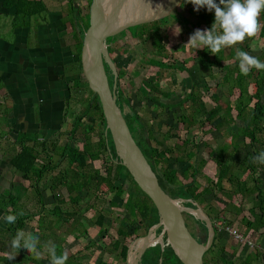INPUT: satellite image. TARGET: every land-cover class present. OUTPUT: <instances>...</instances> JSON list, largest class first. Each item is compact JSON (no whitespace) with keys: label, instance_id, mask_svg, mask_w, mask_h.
Masks as SVG:
<instances>
[{"label":"rangeland","instance_id":"obj_1","mask_svg":"<svg viewBox=\"0 0 264 264\" xmlns=\"http://www.w3.org/2000/svg\"><path fill=\"white\" fill-rule=\"evenodd\" d=\"M43 1V0H42ZM49 8L52 7L51 3L47 0L43 1ZM80 4V1L78 2ZM154 10H157L155 18L152 22L158 21L157 32L160 33L159 39L164 42L168 56L171 60H176L177 65L184 61V67L186 71H180L178 69H168L160 70L159 74L156 75L157 68H153L146 63L148 57L155 58V47L152 45V41L157 38V35L152 34L149 40L142 38H132L134 29L137 27H144L146 24H142L136 27H131L126 31H123L114 38V43L111 44L113 52L111 57L115 63L117 71H123L122 76L119 78V87L123 95L130 101V109L135 112L139 117L140 121L144 126L146 134L148 133L150 137L154 138L156 141L162 142L164 147L171 148L173 156H176L178 152L183 150L185 147L182 146V141L184 138L195 139L198 143V148L196 152L188 150V158L185 162L176 163L172 158L168 165L169 175H174L175 177L182 176V173L188 168L187 179L184 183H188L194 180V195H202L201 198H197L201 208L207 212L217 227L215 234L216 243L223 244L229 250L228 252H223V258L231 261L232 264H240L241 258L244 255L246 248L250 251H255V248L250 249L245 246V241L240 242V239L234 237L230 232H223L222 226L219 223L220 220H232L233 224L231 230L234 233L240 234V236L246 235L245 228L242 226L240 221L233 215L231 207V202L233 206H238L242 203V198L238 195L232 197L230 200L227 198L228 194V184L226 179L222 180L221 183H217L215 178V158L216 153L214 151L218 150L225 143L229 144L230 140L238 142V138H242V134L247 123L242 121V119L234 118L236 112L232 111L231 115L234 117V122H230V118L226 115V110L221 111L218 116L211 122L207 123L206 118L208 117L207 112L213 109L216 105L215 99H220L231 106L235 104V97L237 95V89L231 94V87L225 84L223 77L225 72L221 71L218 67H211L210 69H204L207 57L195 56L194 50L185 48L184 45L187 44L190 35L194 33L195 30H208L210 26L208 24H202V16L206 8L200 9L198 12L194 10V6L190 3H185V0H166L164 4H152ZM178 14L179 19L182 21L181 24L177 23L175 16ZM45 16V15H44ZM5 16H0V24L4 25L1 27L0 31H5L7 24ZM150 22V23H152ZM149 24V23H147ZM68 34H66V43L69 45L73 42V38L70 35V30L67 28ZM131 34V35H130ZM253 52L250 55H259L258 50L264 47V40H258L252 44ZM230 49V48H229ZM229 49H225L218 56L222 55V65L234 67L233 60H227L224 58L228 53ZM70 67V68H69ZM71 66L67 67V70H71ZM156 75V76H155ZM154 78L156 81V86L159 87L164 93H172L169 98H162L160 95L159 99L163 102L176 103L181 101L187 96L190 91L196 92L200 95L202 101L204 102L205 111L200 115L205 124L203 129H191V133L185 134L182 130L180 123H175L174 117L179 115V108L172 107L164 108L157 107L151 104L138 90L140 82L142 80H150ZM251 89V87H249ZM75 98L78 101L67 103V111L65 114L64 130L66 131L71 128L72 121L79 115L80 111L86 105L88 91L82 89L74 93ZM231 102V103H230ZM126 108V112L130 111ZM233 137V139H231ZM238 137V138H237ZM68 140L65 137L64 141ZM237 138V139H236ZM57 141V140H55ZM63 141V142H64ZM208 142L209 147L205 145L204 142ZM49 142V141H48ZM153 145L154 142L151 141ZM50 143H48L49 145ZM234 145V144H232ZM74 146L81 149V142L75 141ZM157 146V145H156ZM40 149V144H38V149ZM232 151L229 150V156L234 154L232 157L233 162L239 163L244 158L247 150L238 146ZM212 150V155L209 154ZM258 152L264 151V144H261L256 149ZM187 152V153H188ZM42 153V152H41ZM194 154V155H193ZM44 156H39L38 166L41 167L44 161ZM53 163L58 161V157L54 154L52 156ZM103 160V161H102ZM108 161L106 156L101 157L99 161L94 163L96 168L102 167V162ZM67 159H65L59 168V171L63 168H67ZM235 164L231 168V174L233 177L243 179L246 177L244 171H242L241 166ZM197 172L194 176L191 175L193 170ZM59 171L45 172L43 177L37 183L40 194L37 195L35 190L31 186L30 197H31V213H25L21 217H28L26 221V227L23 229L26 233H32L33 235L39 237V245L42 256L40 260L47 261L49 263V255L47 253L45 244L51 242L56 245L57 254H61L62 248L68 250L74 257L75 260L80 264H98L100 261L113 264H123L118 258L116 253L112 251V244L117 239L120 238L117 234V229L122 227L126 231L132 232L129 237L125 238V242L130 244V254L131 257L134 251L138 247L139 240L145 235L146 229L141 227L140 221L142 217L136 213L135 217L129 215V212L125 209L123 204L129 202V198L126 194L122 196V200L113 197V192L107 191L106 187L101 186L98 191H81L79 193L81 201L78 203V208H74L72 202L69 200V192L66 185L59 186L53 190H50L52 185L57 184L59 181L60 173ZM262 172L258 170L256 177H262ZM55 177V178H54ZM216 183V184H214ZM252 185V182L250 183ZM208 187L210 191L203 194L204 189ZM14 194L21 195L20 187H15L13 190ZM53 195H56L58 200L63 199V204L60 206L66 217L59 219V222L53 221V208L58 202L53 201ZM255 193L243 202V210L246 211L254 201ZM111 199V201H110ZM111 202L117 203L118 207L111 206ZM123 203V204H122ZM17 209L20 207L18 214L22 212L21 206L17 204ZM75 209H79L78 213H74ZM104 217L102 221V227L97 226L96 220L98 216ZM250 219L249 214H245ZM20 216V215H19ZM188 217V216H186ZM214 217H217L216 222ZM188 222L194 227L193 220L188 217ZM146 226H150L146 220H142ZM50 226L53 228L52 233L49 232L48 228ZM55 226V227H54ZM224 226V225H223ZM48 227V228H47ZM194 230V228H193ZM251 232V231H250ZM246 236V240H251L254 234L250 233ZM229 233V234H228ZM264 235V232H263ZM252 243H254L252 241ZM240 244H244L239 246ZM256 244V243H255ZM241 247V248H240ZM252 247V246H251ZM87 249V250H86ZM232 250L235 252L232 254ZM245 251V252H246ZM257 251L253 252L256 254ZM22 263L33 264L31 260L24 259L20 253H18ZM215 258H211V255H205V261L208 264H223L218 258L217 254L213 255ZM28 258V256H27Z\"/></svg>","mask_w":264,"mask_h":264},{"label":"trees","instance_id":"obj_2","mask_svg":"<svg viewBox=\"0 0 264 264\" xmlns=\"http://www.w3.org/2000/svg\"><path fill=\"white\" fill-rule=\"evenodd\" d=\"M11 5L8 8L13 7L17 11V14L20 15H27L33 16L40 13L42 5L38 2H33L31 0H8ZM218 3L219 0H216ZM214 11L208 12L205 9L204 14L202 16V24H208L210 26L214 22ZM178 14L175 16V20L177 23L181 24V20L179 19ZM259 22L261 25H264V15L259 17ZM158 21H154L152 23L144 25V27L140 28L137 27L134 29L132 34V38H142L144 37L145 40H149L152 34H156L157 38L152 41V45L155 47V58L148 57L145 61L148 65L153 68H157L156 75L159 74L160 70H168V69H178L180 71H186V67L182 62V65L178 64L176 60H171L168 56L166 46L164 42L160 41L159 35L160 33L157 32V25ZM131 35V34H130ZM258 40H264V27L258 32L257 36L251 39L246 40V42L239 45V50H243L248 52L249 54L253 52L252 44L253 42H257ZM114 38H109L106 40L107 51L111 57L113 48L111 44L114 43ZM238 49L233 47L229 49V53L224 57L227 60H233L234 67L231 68L227 65H222L223 56H214L211 55L207 50H197L195 56H203L207 57L206 64L203 66L204 69H210L211 67H218L221 71L225 72L223 81L225 84H228L231 87V94L237 89V95L232 96L235 97V104L231 106L228 103L220 99H215L216 105L213 109H210L207 114L208 117L206 118L207 123H211L218 114L226 110V115L229 116L230 122H234V118H240L242 121L247 123L245 126L242 138H238V142L230 140L229 144L225 143L222 147L218 150L214 151L216 153L215 158V178L217 179V183H221L222 180L226 179V183L228 184V194L227 198L230 200L232 197L236 195L243 196H251L255 193L253 204L246 209L244 212L242 210L243 200L242 203L238 206H233L232 201L230 209L233 212V215L240 221L242 226L245 228V233L243 237L247 238L246 236L250 233H257L264 228V178L259 182V178L256 177L258 170L262 172V177H264V165L259 163H253L250 161V157L257 155L259 152L256 150L258 146L264 144V71H256L253 70L248 76H244L240 73L238 67V60L236 59V53ZM195 52V51H194ZM259 55H256L261 61H264V47L258 50ZM77 54V61L71 70H68L67 73L69 75L73 74L74 79L69 81L68 89H69V97L67 99V103L69 102H77L78 99L75 98L74 93L80 91L82 89H86L88 91L86 105L80 111L79 115H77L74 120L72 121L71 130L68 134L67 143L59 148V146L54 145L55 147L52 149L53 154H58V161L53 163L52 156L51 159L48 160L46 163H43L41 167L38 166V158L39 154L43 152L44 149L47 148L46 141H42L40 144V149L31 145V148L22 147V143H20V149L17 155L12 159V166L23 173L25 176L31 177H22L23 180L26 182L28 181L30 188L36 191L37 195L40 194L38 185L40 179L43 177V173L45 172H54L59 171L57 168L60 167L62 162L67 159V168H63L59 171L60 178L55 185H52L50 190H53L59 186L67 184V190L69 192V200L72 202L74 208H78V203L81 201V197L79 193L81 191H98L100 190L101 186H105L107 191L113 192V197L122 200V196L126 194L128 196V203H122L125 209L129 212V215L132 217L136 216V213L142 217V220H146L148 216L151 217L149 221V225L153 226L158 222V215L157 211L152 204V202L141 192L138 188L136 183L133 181L132 177L130 176L129 172L125 167L120 164L118 160L113 141L110 135V132L106 130V122L103 117L101 105L97 99V96L88 89L87 82L84 79L81 71L80 65V52H76ZM112 61L113 58L111 57ZM114 62V61H113ZM115 64V63H114ZM108 82L110 88L113 85V74L110 71L108 65L104 64ZM123 71L118 72L117 83H116V104L119 107L127 126L130 130V133L135 140L137 146L142 151L144 157L148 161L149 165L151 166L152 170L155 172L159 185L170 197L172 198H180L183 200H195L197 198H201L202 195H194L195 192L194 188V180L184 183L188 175V168L182 173V176L175 177L174 175H169L168 165L170 160L173 158L174 162L181 163L187 160L188 150L192 152H196L198 148V143L195 139H188L184 138L182 141V146L185 148L177 153L176 156H173V152L171 148L164 147L162 142L156 141L154 138L150 137L149 134L145 132L144 126L140 121V117L130 109V101L126 98L119 87V78L122 76ZM155 75V76H156ZM251 87V89H249ZM141 94L153 105L157 107H177L179 108V115L174 117L175 123H180L182 130L185 134L191 133V129H203L205 126L203 120L200 115L205 111L204 102L202 101L200 95L196 92L190 91L185 98L181 101H178L174 104L163 103L159 99V95L162 98H169L171 97L172 93H164L159 87L156 86V81L154 78L150 80H142L140 82V86L138 89ZM231 103V102H230ZM126 108L130 109V111L126 112ZM232 111L236 112V116L234 117L231 115ZM234 117V118H233ZM233 118V119H232ZM236 138V139H237ZM233 139V137L231 138ZM79 140L82 144L81 149L74 148L71 144L74 141ZM36 140L31 139V143H34ZM152 142H154L153 145ZM207 147H209L208 142H204ZM234 144V145H232ZM238 146H241L243 149L247 150L244 158L239 163H235L232 160L234 154L229 156V150L232 148V151L236 149ZM188 152V153H187ZM212 155V150L209 152ZM194 155V154H193ZM106 156L108 161L102 162L101 168H96L94 163L99 161L101 157ZM103 161V160H102ZM235 164H239L241 166L242 171L245 172L246 177L244 179H240L237 177H233L231 174V168ZM197 171L194 169L192 174ZM55 178V177H54ZM252 182V185L250 183ZM258 182L260 185H258ZM216 184V183H214ZM21 189V186H20ZM22 190L20 193L21 195L14 194L10 197V202L15 206L17 202L20 201L21 196L23 195ZM210 189L206 187L203 191V194L208 193ZM104 193V192H102ZM105 194V193H104ZM53 201H60V204H56L52 210V216L54 222H59V219L65 218L66 216L62 212L61 205L63 204V199L58 200L56 195H53ZM111 201V199H110ZM111 206L118 207L117 203L111 202ZM184 206L194 208L191 203L186 202ZM74 213H78L79 209H75ZM9 214H14L18 216L17 225H8V230L11 232L12 239L14 238L16 232L18 230H23L26 227V221L29 219L28 217L19 216L18 212L14 210V212H10ZM250 215V219L247 215ZM217 217H214L216 222ZM104 217L99 215L97 220L95 221L97 226L102 227V221ZM142 220L139 224L143 225ZM199 223L201 221H198ZM219 223L222 226V231H232L231 226L233 224L232 220H220ZM215 225V224H214ZM224 225V226H223ZM148 226V227H150ZM55 227V226H54ZM48 228V227H47ZM215 228V226H214ZM52 227L48 228L49 232L52 233ZM216 233L217 227L214 229ZM264 231L259 233L260 235L263 234ZM132 236V232H129ZM126 229L119 227L117 229V234L120 238H117L112 244V251L116 253L118 258L123 262V264L127 260L128 256V245L124 239L129 237V234ZM229 234V233H228ZM242 237V236H241ZM242 237V238H243ZM243 238V241L247 242ZM242 241V242H243ZM241 243V242H239ZM246 245V243H245ZM239 246H244V244H240ZM241 248V247H240ZM24 250V249H23ZM87 250V249H86ZM228 248L225 247V243L218 244L213 242L210 251H214V253L218 255L219 260L223 264H232L231 261L226 260L223 258V252L227 253ZM22 249L20 250V254L22 255ZM67 253L69 262L75 260V257L68 251L62 248V253ZM234 251L232 250V254L234 255ZM24 254V253H23ZM254 254L249 252L244 260H241L240 264H251L252 256ZM149 256V260L153 262V264H158V260L162 257L163 263L162 264H173L178 263L181 264L177 257L174 255L170 246H167L164 251H161L160 246L157 245L156 248L149 249L146 253L145 257ZM262 260L264 263V253L261 255ZM25 259L31 260L33 264H47V261L43 260H34L31 256L22 255ZM205 264H208L204 260ZM98 264H113L107 263L104 261H100ZM116 264V263H115Z\"/></svg>","mask_w":264,"mask_h":264},{"label":"crops","instance_id":"obj_3","mask_svg":"<svg viewBox=\"0 0 264 264\" xmlns=\"http://www.w3.org/2000/svg\"><path fill=\"white\" fill-rule=\"evenodd\" d=\"M9 5L8 0H0V16L7 17L4 23L7 28L0 31V217L19 211L20 207L17 209L18 206L10 202L9 195L10 192L11 196L14 195V188L20 186L21 191H25L17 204L24 208L22 212L31 213V188L22 178L31 176L23 175L12 166L20 143L22 147L34 145L38 149V144L46 141L47 148L39 154L45 157V163L54 155V145L61 148L67 143V138L66 141L64 139L69 137L71 128L66 131L63 125L66 124L68 84L74 75H69L66 70L77 61L76 53L66 48L64 18L52 16L49 19L38 15L32 20L31 15L17 14L15 8H8ZM31 139L36 141L31 143ZM74 144L75 141L71 145L80 150ZM263 178H259L260 183ZM248 198L246 196L243 202ZM262 231L264 228L255 234L253 232L250 238L254 243L246 242L250 249L257 251L251 264H264L261 256L264 253V235L259 234ZM11 240L8 225L0 219V264H25L24 261L20 263L22 258L19 254L11 261L6 258L5 253L11 250ZM245 251L242 260L249 252H255ZM66 264L80 263L67 260Z\"/></svg>","mask_w":264,"mask_h":264},{"label":"water","instance_id":"obj_4","mask_svg":"<svg viewBox=\"0 0 264 264\" xmlns=\"http://www.w3.org/2000/svg\"><path fill=\"white\" fill-rule=\"evenodd\" d=\"M125 0H92L88 12L89 26L84 33L80 50V65L88 89L97 96L101 105L106 130L110 132L115 153L120 164L127 169L141 192L152 202L158 223L148 228V233L138 239L134 254L127 257L128 264H138L141 256L151 245L156 228L161 227L166 241L181 264H205V255L211 249L215 228L211 217L201 206L194 203L195 209L181 205L182 199L170 197L160 187L157 176L152 170L142 151L133 139L127 123L116 104V83L118 71L108 51L106 40L115 37L131 27L150 23L157 10L147 18L119 17L118 8ZM166 1V0H165ZM162 2L161 4L165 3ZM113 74V85L110 88L105 66ZM189 214L202 221L208 230L206 242H198L188 232L183 215ZM24 255L35 258L26 250ZM49 264V263H47Z\"/></svg>","mask_w":264,"mask_h":264},{"label":"clouds","instance_id":"obj_5","mask_svg":"<svg viewBox=\"0 0 264 264\" xmlns=\"http://www.w3.org/2000/svg\"><path fill=\"white\" fill-rule=\"evenodd\" d=\"M194 6L195 11L206 8L208 12L214 11V22L208 30L197 29L190 35L185 48L191 50H207L211 55L218 56L219 53L229 48H237L236 59L239 71L248 76L253 70L264 71V61L250 55L248 52L239 50V45L246 40L257 36L264 25L259 22V17L264 15V0H185ZM253 163L264 165V151L250 157ZM24 213L20 212L22 216ZM6 224L15 225L18 216L9 214L0 217ZM39 237L32 233L18 230L10 242V251L5 253L6 258L11 261L21 249L26 250L35 258H40L42 253L38 248ZM50 257L49 264H66L67 253L57 254L56 245L48 242L44 246Z\"/></svg>","mask_w":264,"mask_h":264},{"label":"flooded vegetation","instance_id":"obj_6","mask_svg":"<svg viewBox=\"0 0 264 264\" xmlns=\"http://www.w3.org/2000/svg\"><path fill=\"white\" fill-rule=\"evenodd\" d=\"M31 1L41 3V5H42L40 13H38L34 16H31V19L33 20L34 18H32V17H37L38 15L40 17H43L45 15V17H47L49 19L52 16L60 17L61 19L64 18V20H65L64 25L66 26V28H69L70 35L73 38V42H71V44H69V45H66V48L69 50H72V52H74V53H76L78 51L80 52L84 33L89 26L88 12H89V8H90V4H91L92 0H47L52 5V7H50V8L43 2L44 0L43 1L42 0H31ZM79 1H80V4L78 3ZM68 33L69 32L67 30L66 34H68ZM76 56H77V54H76ZM73 79H71V80H73ZM185 201L191 203V205L194 206L193 209L196 208L194 203L199 204L198 201H195L192 199L191 200H189V199L183 200L182 199V202H181L182 206H184ZM184 207H186V206H184ZM189 208H191V207H189ZM186 216L190 217L193 220L194 230H193L192 226L189 224V222L187 220L188 217H186ZM183 217L185 220V224L188 228V232H190V234L198 242H206V240L208 239V234H207L208 230L206 229L205 224L202 221L199 223L198 221H200V220H198L197 218H195L189 214H184ZM150 219H151V217L148 216L146 221L149 223ZM212 222H213V220H212ZM155 225H153V226H155ZM141 227L146 229V233L144 235V236H146L148 233V230H149L148 228H150L152 226L147 227L146 224L143 223V225H141ZM215 228H216V226H215ZM161 234H162L161 227L156 228V230L154 232V237L152 238V243L146 249V251L143 253V255L141 256L138 264H153V262L149 260V256L145 257L148 250L156 248V246L159 245L161 251H164V249L167 246H169L167 241H166V235L164 234L161 237ZM144 236H142L141 238H143ZM124 241H125V239H124ZM214 242H215V237H214ZM210 250L206 254L211 255V258L212 257L215 258L213 256L215 254L214 251L212 252ZM127 253L130 254V244L128 245ZM162 263H163V258L161 257L158 260V264H162ZM173 264H178V263L174 262Z\"/></svg>","mask_w":264,"mask_h":264},{"label":"bare ground","instance_id":"obj_7","mask_svg":"<svg viewBox=\"0 0 264 264\" xmlns=\"http://www.w3.org/2000/svg\"><path fill=\"white\" fill-rule=\"evenodd\" d=\"M165 0H125L118 8V16L129 18L144 17L147 18L152 14V4H161Z\"/></svg>","mask_w":264,"mask_h":264},{"label":"built area","instance_id":"obj_8","mask_svg":"<svg viewBox=\"0 0 264 264\" xmlns=\"http://www.w3.org/2000/svg\"><path fill=\"white\" fill-rule=\"evenodd\" d=\"M228 232H232L231 234L234 236V237H236L237 239H240V242H242L243 241V238L240 236V234H236V233H234L233 231H228Z\"/></svg>","mask_w":264,"mask_h":264}]
</instances>
